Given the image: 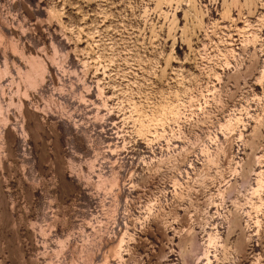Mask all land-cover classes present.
Returning a JSON list of instances; mask_svg holds the SVG:
<instances>
[{"label": "rangeland", "instance_id": "1", "mask_svg": "<svg viewBox=\"0 0 264 264\" xmlns=\"http://www.w3.org/2000/svg\"><path fill=\"white\" fill-rule=\"evenodd\" d=\"M0 264H264V0H0Z\"/></svg>", "mask_w": 264, "mask_h": 264}]
</instances>
